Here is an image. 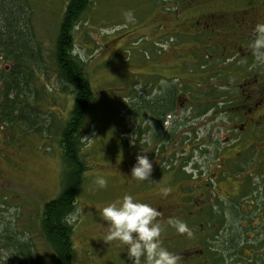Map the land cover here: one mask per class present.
<instances>
[{"label":"rangeland","instance_id":"1","mask_svg":"<svg viewBox=\"0 0 264 264\" xmlns=\"http://www.w3.org/2000/svg\"><path fill=\"white\" fill-rule=\"evenodd\" d=\"M20 1L28 15L31 37L41 47L43 65L33 71L35 89L21 97L30 109H23V117L28 119L31 116L34 121L28 122L24 118L15 123L0 121V223L3 225V214L8 219L9 236L8 244L0 240V264H19L23 257L22 247L30 264L34 263L32 258H36L35 264H54V254L42 235L40 219L44 202L55 197L60 187L63 161L59 133L72 105V94L59 81L52 60L53 40L66 0ZM189 1L193 0H186L185 3L184 0H90L73 29V53L84 62L93 90L79 134L81 155L88 168L83 174L75 209L68 216L73 226L74 264H131L125 245L103 240L107 225L100 215L102 205L125 193L158 208L161 214L157 219L162 227L164 247L174 254L184 246L190 247L189 235L176 231L169 219L186 217L178 215L181 202L186 198L182 190L189 192L193 183L175 182L173 179L176 176L172 175L170 178L166 175L168 183H162L165 178H158L153 169L150 180L141 181L130 176L136 155L144 154L148 158L150 155L146 129L148 117L143 115V110L136 118L134 112L139 107L134 111L133 103L149 96L151 80L148 74L153 67L155 72L167 74L170 81L174 79L173 68L163 72L161 60L158 66L152 62L157 52L151 48L150 39L168 34L185 39L187 43L191 38L189 34L198 30L197 20L219 11L211 7L196 8V3ZM231 1L221 0L228 7L237 9L249 4L248 0L234 4ZM218 4L219 1L216 2ZM129 11L132 19L126 18ZM183 33L185 35L181 36ZM156 50L162 51L160 47ZM7 63L0 57V68ZM157 78V86H161L162 76ZM193 170L196 174L197 171ZM98 175L107 180L103 188L94 182ZM257 180L261 184L260 197L264 198V179ZM248 183L245 184L250 190L251 182ZM162 187L169 188L167 194L162 193ZM218 187L219 192L228 188L225 184ZM195 193L193 198L201 197L199 190ZM206 220L205 217L197 220L195 225L199 222L205 224ZM256 220L249 218L250 222ZM222 224L231 226L229 217L225 222L223 219ZM214 234L225 237L227 233L221 230ZM253 235L257 239L261 237V242L264 229L254 231ZM206 236L214 239L210 234ZM208 245L218 249L222 264H235L232 259H227L232 255L239 256L235 250L230 252L215 242L196 246ZM249 248L252 252L238 263L264 264L263 254ZM184 252L179 251L177 258L185 259ZM178 259L177 264L180 263Z\"/></svg>","mask_w":264,"mask_h":264},{"label":"flooded vegetation","instance_id":"2","mask_svg":"<svg viewBox=\"0 0 264 264\" xmlns=\"http://www.w3.org/2000/svg\"><path fill=\"white\" fill-rule=\"evenodd\" d=\"M241 1L247 0L231 3ZM248 1L243 9L228 7L221 0L189 1L196 8L219 11L200 17L197 32L189 34L187 43L168 34L150 39L157 52L152 62L158 66L161 60L163 72L173 68L174 79L170 81L154 67L148 74L149 158L158 178H165L162 183H168L170 175L176 176L175 182L193 183L189 192L181 189L186 198L178 215L192 218L186 224L193 232L188 234L190 247L179 249L186 251L179 264H222L218 249L196 246L212 242L235 250L238 257H227L235 264L248 257L249 247L264 258V236L260 242L261 237L253 235L264 229V198L257 180L264 179V62L256 59L258 54L264 56V48L251 46L258 35L256 26L264 24V0ZM160 76L162 85L157 86ZM159 102L160 116L154 109ZM220 184L227 185V190L219 192ZM195 190L201 197L193 198ZM186 217L178 218L184 221ZM204 217L205 224L195 225ZM228 217L231 226L222 224ZM250 217L256 222H250ZM2 224L0 240L8 244V219L3 214ZM221 230L227 233L225 237L214 234Z\"/></svg>","mask_w":264,"mask_h":264},{"label":"trees","instance_id":"3","mask_svg":"<svg viewBox=\"0 0 264 264\" xmlns=\"http://www.w3.org/2000/svg\"><path fill=\"white\" fill-rule=\"evenodd\" d=\"M90 0H66L52 46V60L58 79L72 94V105L59 133V147L63 161L60 187L55 197L44 202L40 225L42 235L54 254V264H74L72 245L73 226L68 216L76 206V197L88 168L81 155L82 123L88 113L93 90L86 75L84 62L73 53V29L85 11ZM20 0H0V57L10 64L8 69L0 68V121L17 122L28 108L21 100L34 88V70L43 65L41 47L32 36L28 15ZM39 69V68H38ZM25 98V97H24ZM146 99V98H145ZM141 98L133 103L135 117L148 112V100ZM172 103V102H170ZM167 104V100L165 105ZM160 116L162 103L154 106ZM30 111V109L28 108ZM138 111L140 113H138ZM33 113L31 112V115ZM147 116V115H146ZM26 121L33 120L29 116ZM34 121V120H33ZM147 128V127H146ZM186 217L185 223H192ZM19 264H30L26 250ZM25 259V260H24ZM35 259L32 258L33 264Z\"/></svg>","mask_w":264,"mask_h":264},{"label":"clouds","instance_id":"4","mask_svg":"<svg viewBox=\"0 0 264 264\" xmlns=\"http://www.w3.org/2000/svg\"><path fill=\"white\" fill-rule=\"evenodd\" d=\"M127 19H132L131 12L126 13ZM258 35L252 42L256 50L264 48V24L256 26ZM258 61L264 62V56L257 55ZM153 169L152 161L147 155L137 154L130 169V176L141 181L150 180ZM95 184L103 188L107 184L104 176L94 178ZM163 194L169 188L162 187ZM160 211L153 205L138 200L130 193H125L100 207V215L106 222L103 235L105 242H120L125 245L131 264H177V256L163 246L161 239L162 227L157 219ZM176 231L191 235L188 225L179 219H169Z\"/></svg>","mask_w":264,"mask_h":264},{"label":"water","instance_id":"5","mask_svg":"<svg viewBox=\"0 0 264 264\" xmlns=\"http://www.w3.org/2000/svg\"><path fill=\"white\" fill-rule=\"evenodd\" d=\"M10 64H11V63L4 64V65H3V68H4V69H8L9 66H10Z\"/></svg>","mask_w":264,"mask_h":264}]
</instances>
